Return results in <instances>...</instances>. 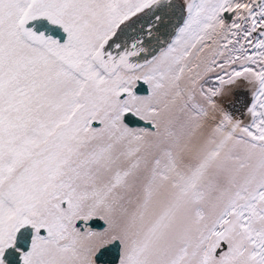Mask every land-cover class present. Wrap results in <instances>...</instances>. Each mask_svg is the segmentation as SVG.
I'll list each match as a JSON object with an SVG mask.
<instances>
[{
    "label": "snow or ice",
    "instance_id": "1",
    "mask_svg": "<svg viewBox=\"0 0 264 264\" xmlns=\"http://www.w3.org/2000/svg\"><path fill=\"white\" fill-rule=\"evenodd\" d=\"M0 264H264V0H0Z\"/></svg>",
    "mask_w": 264,
    "mask_h": 264
}]
</instances>
